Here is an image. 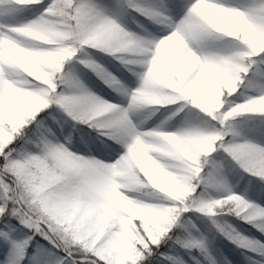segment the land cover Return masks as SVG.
I'll return each instance as SVG.
<instances>
[{
  "label": "clouds",
  "instance_id": "obj_1",
  "mask_svg": "<svg viewBox=\"0 0 264 264\" xmlns=\"http://www.w3.org/2000/svg\"><path fill=\"white\" fill-rule=\"evenodd\" d=\"M3 8L0 218L15 208L63 264H144L169 240L207 254L193 211L264 261L225 219L264 234V0Z\"/></svg>",
  "mask_w": 264,
  "mask_h": 264
},
{
  "label": "snow or ice",
  "instance_id": "obj_2",
  "mask_svg": "<svg viewBox=\"0 0 264 264\" xmlns=\"http://www.w3.org/2000/svg\"><path fill=\"white\" fill-rule=\"evenodd\" d=\"M0 10L12 11L10 8ZM4 161L5 158L0 156V164H3ZM3 198V193L0 192V199ZM8 203L12 205V201H8ZM18 215L19 213L13 208V215L0 218V264H63L60 252L53 253L42 244L37 245L35 252L32 251L29 245L34 243L33 238L39 240L41 236L37 234L29 240L27 237L32 234L24 228L21 220L18 219ZM21 231L27 234L23 239H19ZM205 256L208 264H216V261L210 256L207 254ZM172 257L173 255L164 252L160 247L158 254L146 257L144 264H165V261L167 264H172ZM250 259L252 264H264L261 259H253L252 257ZM180 264H187V261L181 259ZM225 264H231V262L226 260Z\"/></svg>",
  "mask_w": 264,
  "mask_h": 264
},
{
  "label": "rangeland",
  "instance_id": "obj_3",
  "mask_svg": "<svg viewBox=\"0 0 264 264\" xmlns=\"http://www.w3.org/2000/svg\"><path fill=\"white\" fill-rule=\"evenodd\" d=\"M86 82L89 83V85L97 91L100 95L105 96L106 98L110 99L108 96V93L106 89L103 87L102 84L99 83L95 79V77H92L90 74H86ZM187 217H189L192 222L196 225V228L199 229V233H197L195 230L190 229L192 231L193 235H200L202 234L206 238V246H207V256H210L212 259L216 261V264H225V261H230L231 264H246L244 257L250 256L253 259H261L253 257L251 254L238 250L237 247L230 245L227 243L222 237L213 235V238L210 239L209 236V226L207 223L203 221V216L201 214L195 213L193 211H189L185 214ZM228 223H230L229 216L225 217ZM244 235L253 236L258 240L264 241L263 238L255 233L250 234L249 232H241ZM173 251L180 253V248L176 246ZM173 252V253H175ZM192 258H187L186 256H179L181 259L187 261V264H208L207 257L206 259H203L201 256H194L191 255ZM167 264V262H165Z\"/></svg>",
  "mask_w": 264,
  "mask_h": 264
},
{
  "label": "trees",
  "instance_id": "obj_4",
  "mask_svg": "<svg viewBox=\"0 0 264 264\" xmlns=\"http://www.w3.org/2000/svg\"><path fill=\"white\" fill-rule=\"evenodd\" d=\"M104 87V86H103ZM105 88V87H104ZM106 89V91H107V93H108V95H109V97L111 98V99H113L114 97L112 96V94L110 93V90H108L107 88H105ZM262 203H264V202H262ZM199 214V213H198ZM229 220H230V224L234 227V228H236V230H239V229H241V230H245V231H247V232H250V233H252L253 232V230H256L257 231V229H255V228H253L252 227V225H250V224H247V223H245L244 221H242V220H240L239 218H237V217H234V216H229ZM203 221L205 222V223H207V225L209 226V233L210 234H216V235H220L222 238H224L227 242H229L230 244H232V245H234L231 241H229V240H227L220 232H218L217 230H216V228L211 224V221H209L208 220V218L207 217H204L203 218ZM184 230L182 229V228H180V227H176L175 228V232H177V233H180V232H183ZM258 232V231H257ZM259 233V232H258ZM259 235L263 238V240H264V234H261V233H259ZM211 236V235H210ZM212 237V236H211ZM34 239V243H32V244H30L29 245V247L32 249V251L33 252H35V250H36V247H37V245H39V244H42L44 247H46V248H49L53 253H57V252H59V250L58 249H56L55 247H54V245H52V244H50L47 240H45V239H43L42 237L39 239V240H36V238H33ZM170 245H173V241L172 240H169L167 243H162L161 244V249L164 251V252H166V253H168V254H170V255H176V256H178L177 255V253L175 254V253H173V252H175V251H173V249L176 247V246H178V248L180 247L182 250H184V252L185 253H187V254H189V251L190 250H193V252L197 255V256H199L200 255V253H198L197 252V250L195 249V248H192V249H186V248H183V247H181V246H179V245H174L173 247H170ZM236 246V245H235ZM238 248V247H237ZM239 250H243V251H248L247 249H242V248H238ZM249 252V251H248ZM250 253V252H249ZM253 256H256L257 258H260L257 254H255V253H251ZM161 259H163L162 257H161ZM165 262H167V261H165Z\"/></svg>",
  "mask_w": 264,
  "mask_h": 264
}]
</instances>
